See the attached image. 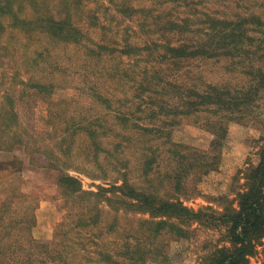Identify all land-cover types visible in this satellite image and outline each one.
I'll list each match as a JSON object with an SVG mask.
<instances>
[{
  "label": "trees",
  "instance_id": "trees-1",
  "mask_svg": "<svg viewBox=\"0 0 264 264\" xmlns=\"http://www.w3.org/2000/svg\"><path fill=\"white\" fill-rule=\"evenodd\" d=\"M162 1L160 4L171 10L141 22L145 40L95 42L87 26L74 22L73 11L82 0H0V36L7 29L3 20L8 19V28L17 30L27 42L46 40L47 45H36L39 57L50 52L49 44H61L84 47L88 55L101 59H114L119 53L131 62L125 71L127 75L131 69L134 77L127 83L137 92L133 101L140 114L135 116L131 108L129 112L113 111V102L120 100L85 81L79 88L85 96L114 113L110 127L97 116L71 126L65 123L56 132L22 134L17 103L28 98L51 103L57 86L17 79L15 71L12 77L2 73L0 92L5 90L4 102L0 101V152L13 154L8 162L14 174L27 167L51 173L69 213L58 226L60 242L37 241L32 232L37 224V204L29 203L23 181L10 187L11 196L0 203V264H170L164 240L190 238L195 224L224 228L223 243L204 256L201 264H251L258 254L264 264V10L231 8L232 13L219 15L198 13L197 3L190 0ZM26 7L29 11L24 14ZM7 43L0 45L3 68L12 63L7 61ZM209 60L226 62L239 73V81L191 84L185 79V70L193 62ZM49 65L53 68L56 64ZM121 73L125 74L124 70ZM183 121L212 135L207 151L174 141V129ZM232 123L260 129L258 161L236 179L234 200L221 194L214 200L220 202L219 209L209 205L195 210L186 202L200 197L202 181L219 170ZM43 134L47 139H37ZM108 139L112 149L105 146ZM83 142L92 150L84 146L86 150L80 154ZM130 147H139L134 152L140 155L145 187L131 182L128 165L117 168V161L116 173L125 174L113 178L108 187L105 183L95 186L96 191L85 190L82 180L71 174L108 182L111 176L100 165L101 157L119 160L117 155ZM16 151L27 160H21ZM80 160L93 163L97 169L82 168ZM107 214L113 215L112 220L105 219ZM129 216L127 222H120ZM132 217L137 218V227L130 229Z\"/></svg>",
  "mask_w": 264,
  "mask_h": 264
},
{
  "label": "rangeland",
  "instance_id": "rangeland-1",
  "mask_svg": "<svg viewBox=\"0 0 264 264\" xmlns=\"http://www.w3.org/2000/svg\"><path fill=\"white\" fill-rule=\"evenodd\" d=\"M190 1H193L194 4L197 3L198 13L213 11L219 15H224L226 13L230 14L234 10L242 12L246 10H264V0ZM160 2L163 1L82 0L81 6H77L79 9L76 8L73 11L75 15L74 22H81L87 26L89 37L95 42H114L115 39H130L132 42H137L140 39H146L144 31L141 30V22L151 21L158 14H166L167 11L171 10V8L166 9L165 5H161ZM166 6L168 7V5ZM231 8L233 9L230 11ZM28 11L29 8L26 7L24 14ZM3 22L7 29L0 36V45L7 43L6 40L10 42V44L7 43L9 48L7 61L12 60V63L6 68L0 67V79L4 78L2 75L4 71L10 77L16 72L17 79L26 81L31 78L33 81L51 82L57 86L51 97V103H48V100H43V98H28L23 103H17L15 107L20 114L19 122L22 126V134L25 131L30 133L56 132L65 123L71 126L77 121L96 118L97 116H100L106 127H110L114 121L113 112L108 113L104 107L94 102L92 97L85 96L79 89L83 87L85 81L89 85L93 84L99 87L102 93L105 94L106 92L115 101L120 100V102H113L115 104L113 111L122 109L129 112L128 108H131L135 116H140L133 101V96L137 92L132 89V83H127L128 80L134 77V72L130 69L126 75L125 71L130 68L132 63L127 62L126 58H121L119 53L116 54L114 59H101L97 55H88L84 47L49 44L50 52H46L44 57H39L35 52L36 45L40 42L47 45V42H43L46 41L45 39L27 42L17 30L8 28L11 23L8 19L3 20ZM91 25L95 27H91ZM80 26L84 28L82 25ZM101 26H104L105 29H102ZM0 52H4V50ZM49 61V64L55 62L56 65L51 68L48 64ZM118 69L120 72H118ZM123 70L125 74L121 73ZM235 71L233 68L227 67L226 62L214 60L193 62L185 70V79L191 84L204 82L224 84L232 80L236 83L240 77L239 73ZM9 81L5 79V82ZM5 87H9V83H6ZM1 89L0 101L4 102L2 96L5 88ZM141 116L143 115L141 114ZM229 132L230 138L223 150L219 170L211 173L202 181L199 186L202 191L200 197L186 202V205L195 210L209 205L219 209L220 202H214V200L215 198L218 200V196L221 194L228 195L230 200H234V192H236L238 183L236 179H238V176L240 177L241 171H244L249 164L258 161L257 151L258 140L261 136L260 129L232 123ZM173 135L174 141L177 143L201 151L209 149L213 138L206 130L187 121H183L180 127L174 129ZM39 137L41 139L46 137L44 139H47L48 136L37 135V139ZM49 140L50 138H48L47 143ZM111 141V139L105 141V146L109 149H112ZM84 146L87 150H92L89 149L88 143L83 142L79 147L80 154L81 150H86ZM130 148V150H125L126 153L121 154V156L117 155L119 160L112 156L106 160L101 157L100 165L108 170L109 176H111L108 182L95 181L75 172L71 174L82 180L85 190L96 191L95 186L105 183L103 185L108 187L113 178H121L125 174L124 172L116 173L115 161H117V168L128 165L127 174L131 182L140 187H145L147 186L146 178L143 176L138 162L140 155L138 151L137 153L134 152L139 147ZM109 151L115 152V150ZM16 155L23 161L27 160L26 155L22 152L16 151ZM12 158L13 154L0 152V203L11 196L10 187L12 188L23 181V188H21L29 194V203L37 204V224L32 231L34 238L40 242H60L61 237L58 226L69 212L63 206L64 201L60 198L59 189L55 185L53 175L37 170L33 171L29 167L25 168L22 173L14 174L8 162ZM83 162L84 160L79 161L80 166H83L82 168L90 169L91 172H93V169H97V166H94L93 163L84 162L83 164ZM162 164L164 166V163ZM233 202L235 203V201ZM105 217L109 221L112 220L113 215L107 214ZM127 218H120V222L124 224L131 216ZM132 219L134 222H131L130 227L126 225L130 229L131 227H137V218L132 217ZM125 228L124 225L122 229ZM223 233V227L195 224L191 227L190 238L164 240L170 264H201L204 256L217 245L223 243ZM262 260V256L258 254L252 258L251 264H261Z\"/></svg>",
  "mask_w": 264,
  "mask_h": 264
}]
</instances>
